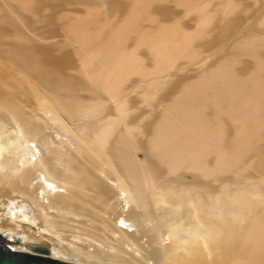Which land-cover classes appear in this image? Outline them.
Wrapping results in <instances>:
<instances>
[{
    "label": "bare ground",
    "instance_id": "obj_1",
    "mask_svg": "<svg viewBox=\"0 0 264 264\" xmlns=\"http://www.w3.org/2000/svg\"><path fill=\"white\" fill-rule=\"evenodd\" d=\"M263 3L0 0V110L16 123H0V191L34 203L47 232L55 216L97 215L96 248L73 247L91 260L149 264L150 249L161 260L264 264V216L247 219L264 202ZM128 88L161 108L152 102L145 128L130 121ZM77 116L92 128L73 131ZM184 167L234 174L235 187L224 181L206 202L202 184L159 177ZM0 235L13 249L48 247Z\"/></svg>",
    "mask_w": 264,
    "mask_h": 264
},
{
    "label": "rangeland",
    "instance_id": "obj_2",
    "mask_svg": "<svg viewBox=\"0 0 264 264\" xmlns=\"http://www.w3.org/2000/svg\"><path fill=\"white\" fill-rule=\"evenodd\" d=\"M263 6L262 5H256L257 8L254 9V14H258L257 17L264 12ZM261 7H263V8H261ZM188 71L190 72L189 69H188ZM132 89H130V91H129V88H128L127 89L128 93L132 92ZM134 92L135 91L132 92L133 95H130L131 98L134 96V97H136L135 99H137V98L138 99H137V101L132 100L133 102L135 101L132 105L136 104V107H135L136 110H133L132 114L134 117L130 121L133 122L134 124H136V122H138L140 120L138 123H140V125L142 124L143 126L145 124V126H144V128H145L149 124V122L151 121V118L153 120L154 117H156L158 115V114L155 115L154 112L161 109V108L157 103H155V101H147L148 103L145 102L146 100L141 98L142 94L139 93V95H138L139 97H138L137 96L138 93L137 92L134 93ZM132 93H130V94H132ZM85 98H87V97H83L82 99L80 98L79 100H75L78 104L76 102H75L76 104H74V103L71 104L72 105V107L70 106L71 109H74L75 107H78V106H83L85 103H87L89 99L88 98L85 99ZM83 99L85 101H83ZM79 101H80V103H79ZM152 102L154 103L155 108H154ZM29 103H30V107H29V105H28V107L31 108L33 106L32 105L33 102H29ZM150 103L153 107L150 105ZM155 104H157V105H155ZM135 108L133 107V109H135ZM153 108L155 109L154 112H153V110H154ZM25 109H26V107H25ZM27 110H28V108H27ZM158 113H159V111H158ZM135 114L138 116L135 117L136 116ZM152 116H154V117H152ZM85 120H86V122H85ZM141 120L144 122V124L141 123ZM0 121H1L0 123H5V124L9 123L7 125V126L10 125L9 127H13V128L16 127V123L11 119V116L8 114L7 111L0 110ZM69 121H70L69 123L71 125V128L73 129V131L76 130L75 132H77V134H81V131L84 129L85 130L87 129L86 131H89L92 128V124H90L92 121V118L87 119L84 116H82V117L77 116V118L75 117V119L73 118L72 120L69 119ZM73 125H74V127H73ZM143 126H142V128H143ZM83 127H85V128H83ZM242 127H243V125L240 124L237 126H233L232 128L235 129V132H236L237 130H240ZM141 129H140V131L136 132V138H138L139 135H142V137L140 136L138 139L143 138L142 141L140 140L141 143H143V140L147 139L148 137L146 135L147 138H144L145 134L143 132V129L141 132ZM139 132L141 134H139ZM235 137H236V133H235ZM228 141H229V139H228ZM147 152H149V151L144 150L143 148L141 149V147H139L136 151L137 158L141 161L146 160L149 156V154ZM187 168L188 167H184V169L174 171V172L162 171L160 173L159 177L161 180H165V181L166 180H175V178H179V179L185 180L188 183L196 182L200 185L202 184L201 186L197 184L198 187H197L196 183L191 184L190 186L192 188H194V186H195L198 189L200 187H202L199 190H196V188H194V189L197 191V193L199 192L197 195L200 194L199 196H201L202 199L205 200L206 202H207L208 197H210V195H208L210 191L213 192V191H216V189H217V191L215 193L219 195V192L223 191L224 189L229 190L228 187L230 185H231L230 187H232L234 182L236 184V178H235L236 176H234V174H228V173L226 174L225 173L224 175L219 174V176H217L216 178H213V177L209 178V176L199 174L198 172L193 171V170H187ZM200 176H203L200 178L201 180L199 179ZM226 180H227V182H226ZM216 181H218V182H216ZM224 181H225V183H224ZM212 182H214V183H212ZM220 182H222V183H220ZM203 183L205 184L204 187H203ZM223 183L226 184V187H224V189L222 187V185L225 186ZM211 184H213L214 186H212ZM234 185H233V187H235ZM208 186H211V187L209 188ZM262 186H263V184H262ZM204 188H206L207 190ZM211 189L212 190L214 189V190L212 191ZM221 189H223V190H221ZM218 190H219V192H218ZM215 193L213 192L212 194H215ZM208 201H209V199H208ZM11 208L18 210L20 217H22L24 220L20 221V220L16 219L15 217H13L12 215H10L9 209H11ZM78 212H79V215L74 216V217H73V215H63V216L61 215L58 217L55 216V218H57L59 221L58 227H57V229H53V231L51 230V231L47 232V231H44L43 229H41V228L45 227V225H44L45 220L43 219L39 210L36 209V206L34 205V203L32 204L30 200H28L25 196H23L20 193L11 194L10 190L8 189L7 186L3 187L2 190L0 191V229L14 231L16 235H18L20 238L22 237V239H23L22 242L39 241L41 243H45L48 245V249L52 248V252H53L54 256L65 259V260H72V261H77V262H81V263H88V264H122L119 261L110 262V260H106L107 261L106 262L105 260H91V259L87 258L86 256L79 254L78 252L75 251V249L73 248L74 245L79 246V248L86 250V251L87 250H91V251L94 250L96 248L95 239L98 238V240H99L100 236H103V232L97 229L98 223H99V218L97 215H95L94 213L89 212V211H84V212L78 211ZM256 212H258L257 215H248L247 219L251 220V219L256 218V217L257 218L263 217L264 215H262V214L264 213V202H263L262 206L257 207V209L254 210V213H256ZM135 218L138 219V216H135ZM93 232H97V233L93 234ZM93 239H94V241H93ZM127 250L130 251V248ZM147 252H149L150 255L153 256V258H154V259H151L149 261L151 264H153V263H159V264H195L196 263L194 260L186 261L183 259H163V260H161V259H158L157 255H155L153 252H151L150 249ZM137 255H139V254L137 253ZM215 261L216 260L212 259L210 264H219Z\"/></svg>",
    "mask_w": 264,
    "mask_h": 264
},
{
    "label": "water",
    "instance_id": "obj_3",
    "mask_svg": "<svg viewBox=\"0 0 264 264\" xmlns=\"http://www.w3.org/2000/svg\"><path fill=\"white\" fill-rule=\"evenodd\" d=\"M9 239L0 235V264H88L72 260H63L47 254L48 247L43 244H28L35 252L13 249Z\"/></svg>",
    "mask_w": 264,
    "mask_h": 264
},
{
    "label": "clouds",
    "instance_id": "obj_4",
    "mask_svg": "<svg viewBox=\"0 0 264 264\" xmlns=\"http://www.w3.org/2000/svg\"><path fill=\"white\" fill-rule=\"evenodd\" d=\"M10 239H15L16 237H14V236H8Z\"/></svg>",
    "mask_w": 264,
    "mask_h": 264
}]
</instances>
